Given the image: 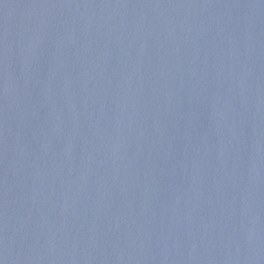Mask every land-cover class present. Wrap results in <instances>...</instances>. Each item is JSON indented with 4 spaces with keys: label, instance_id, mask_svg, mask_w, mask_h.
Masks as SVG:
<instances>
[{
    "label": "water",
    "instance_id": "obj_1",
    "mask_svg": "<svg viewBox=\"0 0 264 264\" xmlns=\"http://www.w3.org/2000/svg\"><path fill=\"white\" fill-rule=\"evenodd\" d=\"M0 264H264V0H0Z\"/></svg>",
    "mask_w": 264,
    "mask_h": 264
}]
</instances>
